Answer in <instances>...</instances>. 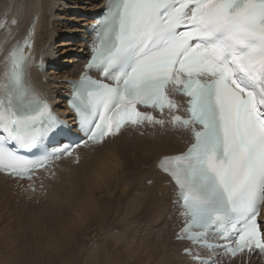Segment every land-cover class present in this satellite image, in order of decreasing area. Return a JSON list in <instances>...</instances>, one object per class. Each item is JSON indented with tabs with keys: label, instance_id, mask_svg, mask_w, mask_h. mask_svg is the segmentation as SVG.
<instances>
[{
	"label": "snow or ice",
	"instance_id": "6c2138e0",
	"mask_svg": "<svg viewBox=\"0 0 264 264\" xmlns=\"http://www.w3.org/2000/svg\"><path fill=\"white\" fill-rule=\"evenodd\" d=\"M7 16L0 30L11 36L18 19ZM36 20L0 59V174L35 193L38 172L56 177L64 160L80 166L81 149L99 154L125 133L131 140L147 128L154 135L156 126L183 129L192 136L186 150L155 164L175 185L183 218L175 239L190 242L183 251L193 264H213L215 252L204 257L197 249L264 255V0H104L89 26L84 71L63 81L78 125L69 143L58 138L73 136L70 127L30 78L34 64L45 69L33 52ZM174 94L186 97V107ZM142 108L167 110L169 119ZM138 151L145 163L152 156L150 146ZM103 167L101 158V175ZM157 238L166 253L168 242Z\"/></svg>",
	"mask_w": 264,
	"mask_h": 264
},
{
	"label": "bare ground",
	"instance_id": "6f19581e",
	"mask_svg": "<svg viewBox=\"0 0 264 264\" xmlns=\"http://www.w3.org/2000/svg\"><path fill=\"white\" fill-rule=\"evenodd\" d=\"M103 2H104V0H0V17H2L7 12L8 13L7 19L9 21L13 17H16L18 19V24L13 26V28H12V35L11 36H8L4 31L0 30V41H5V40L7 41V44L4 48V52L0 55V59H2V57L6 53L7 49L10 47V45L15 40L21 39L24 36L29 25L32 23L33 16H36L37 20H36V25H35L36 31H35V36H34L33 52L37 57H42V59L44 61L49 63L51 66L55 67L56 66V60L58 58L60 59V57L62 55L67 54L71 51H73V53H74L73 57H70V59L68 60L69 65H65L64 69L61 71L58 70L57 67L51 68L47 73H42V72L38 71L34 66L30 67V69H29V74H30V77L32 78V80L35 82V84H34L35 87L37 89L42 90L44 93L51 96L52 98L55 97L56 102H57V108L63 106V104H61L62 99L60 97H61L62 92H65V89L61 90L60 88H65L66 84L63 83L62 80L66 77H70V76H73L75 74V70L79 66L80 61H81V59L85 53V43L78 41V43L75 44V47L72 46L73 42H71L70 40H68L66 42L54 44V45H52V43L56 39L57 36L60 37L62 35H65V37L68 36L71 39L72 38L73 39L78 38V36H81V35H82L81 38H84L86 36L85 35V25L90 22L91 18L97 13V10L103 5ZM9 5H11V8H9ZM68 22H70V23L68 24ZM74 22H77V24ZM57 26H59L60 28H57ZM73 26H75V27H73ZM78 55H79V57H77ZM2 71H3V64L0 63V72H2ZM42 78H46V82H43ZM58 104H59V106H58ZM128 143L131 144L130 146H132L130 148V153L123 154L122 153V151H124L123 146H126ZM141 146H150L151 147L152 156L150 159L147 160L146 163L144 162L143 158L141 157L140 152L138 151V149ZM107 148H110L109 151L112 153V154H109V155H111V159L113 160L115 157L116 163L115 162L114 163L116 165L115 166L113 165L112 171L110 169L111 167L109 168L111 172L109 171V172L104 173V171H103V175H101L102 179L100 181H99L100 178H97L98 180L96 179L97 180L96 181L94 179L95 175L91 174V173H94L96 171L95 169L93 172L88 170V171H90V173H88L89 175H85L84 179L86 181H88L87 186L90 189L84 195L85 206H84V210L82 209V212L85 213L86 217L85 216L84 217L87 221L84 219V217H83V219L85 222L83 221V219H82V221L79 220V215L76 213L75 215H77V220L75 222V226L77 227V229L80 231V229L82 228V224H84L83 229H85V230L88 227H90L89 224H92V222L90 223V221L94 218H97V215L99 214V212H101V210L96 208L95 205H98V202H104L105 200H109V199L113 198L112 197L113 194H111V192L106 193V191H107L106 187L112 188L111 181H114L117 183L120 181L123 182V180H125V179H128V181H131V182L136 181V183L143 182V180L146 181L145 177L152 179L153 184H151L149 186L145 185L143 183L144 186L142 187L143 189L140 192L139 197H140V199H143V196L145 194H147L148 199L146 201H144L145 204H146V202L151 203L154 205L153 207L155 209L157 208L156 210H159V212H161L162 214H165V216L169 215L171 217L170 206L172 205V202H170L169 193H168L169 189H170V185L166 184L167 177L165 175H163L162 173H160L155 168V164L158 161V159L163 155L173 154V153L183 151L184 146H182L180 144V140L171 138L167 135L162 136V137H153V138L133 136L130 140L128 138V134H125L121 138L113 141ZM126 148H128V147L126 146ZM106 152H108V151L105 149V151L103 153L89 154L87 152V150H84L83 151V159H82L81 164H83V166H84V164L87 162L89 163L91 161V163H92L94 159L99 158L100 156L103 157V155H105ZM104 158H106V157H104ZM64 163L71 165L69 162H64ZM64 163H61V165ZM96 164H97V162H96ZM69 165H68V167L69 168L72 167V169L73 168L75 169V167H76V166L73 167V165L70 167ZM93 165H95V164H93ZM83 166H82V168H83ZM93 167L94 166H92L91 168H93ZM88 168H86V169H88ZM60 169L61 168H58V170H60ZM80 169H77V170L75 169L76 175H80V171H79ZM125 169H126V171H125ZM91 170H93V169H91ZM70 172H72V171H70ZM60 176H61V174L57 173L54 180L50 182V187L47 190L46 202H44V207H43V211H47V213L55 214L53 212H49L51 210L59 212L60 205L66 200L67 195L69 193L71 194L70 189H69V182L67 180L62 181ZM77 177H79L78 179H80V176H77ZM96 177H98V176H96ZM105 177H107V178H105ZM82 180L80 182H78L76 187H78V185L82 184ZM98 181L100 183L102 181H105L107 186L106 185L104 186V193L103 194L101 193L100 196L96 197L95 193H98L99 191L103 192L102 191L103 188H102V190L99 188L100 183ZM0 182H1V184L3 183L2 185H4L5 184L4 182H6V181L3 177L0 176ZM73 185H74V183H73ZM128 185H127V187H128ZM114 188H115V186H114ZM129 188H131V186ZM105 189H106V191H105ZM147 190H150V191H147ZM73 191H74V187H73ZM76 191L77 190H75L74 193ZM158 191H161L160 196L153 197L152 194L154 192L156 193ZM78 192H80V191H78ZM52 193H54V195L56 197L54 202H51L48 199V197ZM76 195H78V193H76ZM71 196H72V194H71ZM118 196H120V195H118ZM114 200H115V198H114ZM95 203H97V204H95ZM151 207H152V205H151ZM81 208H82V206H81ZM153 212H155V211H153ZM152 214H154V213H152ZM34 220H38V217L36 216L34 218ZM94 221H95V219H94ZM95 222H98V218ZM168 222H169V225L171 226L172 220L171 221L168 220ZM167 228H169V226ZM171 236L173 238L174 235L171 234ZM171 240L173 241V239H171ZM173 242H175V244H173V246L175 247L174 253H176L177 254L176 256L179 257V261H180V258H181V262H182V260L183 261L186 260L185 257H183L180 254V248L177 249L179 246H182L183 243L177 242V241H173ZM171 249H172V247L169 248L167 250V252H170ZM167 252L166 253L163 252V253H165L166 256L168 258H170L171 256H168ZM179 261H177V262L180 263ZM186 264H189V262L186 261ZM251 264H256V263L251 262Z\"/></svg>",
	"mask_w": 264,
	"mask_h": 264
},
{
	"label": "rangeland",
	"instance_id": "374dc122",
	"mask_svg": "<svg viewBox=\"0 0 264 264\" xmlns=\"http://www.w3.org/2000/svg\"><path fill=\"white\" fill-rule=\"evenodd\" d=\"M69 23L70 22H68V24ZM74 23L77 24V22ZM57 28L60 27L57 26ZM68 40L73 42L72 46L75 47V44L78 43L79 38L71 39L68 36L65 37V35H62L60 37L57 36L52 45L66 42ZM71 52L62 55L60 59L58 58L56 60V67L59 68L58 70L61 71L64 69L65 65H69L68 60L70 59V57H73L74 54L73 51ZM77 57H79V55ZM130 145L131 144L129 143L126 145L128 148H126V146H123V154L130 153V148L132 147ZM109 149L110 148H106L108 152H106L103 157L100 156L99 158L94 159L92 163L90 161L89 163H85L84 166L83 164L78 167L73 166L76 170L81 168L79 170L80 175H76V170L74 168L72 169V165L65 163L61 165L62 167L57 171V173L61 174L60 178L62 181L67 180L69 182V189L72 196L70 193L67 195L66 200L60 205L59 212L52 210L49 211L55 214L43 211V206H24L23 204H16L13 201L12 197L8 195L6 190L3 188V183L1 184L0 182V264H83L85 252L82 251V248L88 243L87 238L93 236L94 233L98 236L114 237L107 242L108 253L112 257H118L122 254L123 246L115 242V237L120 234H123L126 240H130L134 237L137 242L154 241L160 234H163V236H165L164 239L168 241V245L170 246H168L167 250L173 247V244H175V242L171 240L172 236H169V238L167 236V234H169V228L167 227H171L167 220V215L165 216V214H162L161 212H159V210H156L157 208L155 209L153 207L154 205L148 202H146V204L144 202L139 211H136L134 206H129L131 195L135 194L137 197H139L144 184L149 186V184H147L144 180L140 183H136V181L131 182L128 181V179L123 180V182L120 181L117 183L111 181L112 188L106 187L107 191L106 189L105 191L106 193L111 192V194H113V198L105 200L104 202H98V205H95L96 208L101 210V212H99V214L97 215L98 222H95L97 218H94L95 221L94 219H92L90 221V223L92 222V224H89L90 227H88L86 230L83 229L84 224H82V228L80 229V231L75 226V222L77 220V215L75 214L77 213L79 215V220L81 221L85 216V213L82 212V209L84 210L85 206L84 195L90 189L87 186L88 181L84 179L85 175H89L88 173H90V171L93 172L94 169L96 170V162L101 158H103V160L105 159L104 167L102 169V172L104 171V173L109 172L110 169L112 171L113 165H116L115 157L112 160L111 155H109L112 154ZM68 165L71 168H69ZM92 166L94 167L91 168ZM64 169H70L72 172H66L64 171ZM99 173L100 172H97L96 170L91 174L95 175V180L97 178H100V181L102 178L101 174ZM77 176H80V179H78L79 177ZM81 180L82 184L76 187L78 182H80ZM101 183L99 184V188L101 190L103 188V192L99 191L98 193H95L96 197L100 196L101 193H104V186L106 185V182L102 181ZM128 184L131 186V188H129L130 186ZM73 187L74 191L77 190L75 193L73 191ZM126 187L128 188L127 192H125ZM76 193H78V195H76ZM160 194L161 191H158L156 193L154 192L152 195L153 197H158L160 196ZM48 199L49 201L54 202L56 199L54 193H52L48 197ZM151 205L155 210L151 207ZM151 209L155 212H153ZM152 213H154L155 215ZM36 216L38 217V220H34ZM179 248H181V246H179L177 249ZM167 253L168 256H171L170 258H168L163 252H149L146 253L142 257V259L145 261L157 260L160 259L162 255L167 264H177V261H179V257L176 256V253L174 255V250L172 249ZM179 262L181 264H186V260H182L181 262V258Z\"/></svg>",
	"mask_w": 264,
	"mask_h": 264
},
{
	"label": "clouds",
	"instance_id": "9594fccd",
	"mask_svg": "<svg viewBox=\"0 0 264 264\" xmlns=\"http://www.w3.org/2000/svg\"><path fill=\"white\" fill-rule=\"evenodd\" d=\"M128 188H125L127 192ZM148 199V195L145 194L143 199H140L135 194L131 195L129 200V206L135 207L136 211H139L143 206L144 201ZM114 237L111 236H93L88 237V243L83 246L82 251L85 252L83 264H163V256L157 260L145 261L142 257L146 253H158L161 251V242L157 238L154 241H139L133 237L130 240H126L123 234L115 237V242L123 246L122 254L118 257H112L108 253L107 242Z\"/></svg>",
	"mask_w": 264,
	"mask_h": 264
}]
</instances>
